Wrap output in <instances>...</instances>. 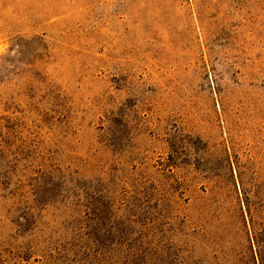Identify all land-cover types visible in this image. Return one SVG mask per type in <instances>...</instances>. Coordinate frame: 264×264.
I'll return each mask as SVG.
<instances>
[{"label":"rangeland","instance_id":"rangeland-1","mask_svg":"<svg viewBox=\"0 0 264 264\" xmlns=\"http://www.w3.org/2000/svg\"><path fill=\"white\" fill-rule=\"evenodd\" d=\"M258 241L264 0H0V264H261Z\"/></svg>","mask_w":264,"mask_h":264},{"label":"trees","instance_id":"trees-1","mask_svg":"<svg viewBox=\"0 0 264 264\" xmlns=\"http://www.w3.org/2000/svg\"><path fill=\"white\" fill-rule=\"evenodd\" d=\"M225 229H224V227H223V230H222V232H221V234H222V236H224V233H225ZM257 244H258V246H259V249H260V251H259V260L261 261V264H264V242H260V241H258L257 242ZM261 247V248H260ZM183 252V251H182ZM253 253V252H252ZM190 259L192 258L191 256H188ZM188 258V259H189ZM187 260H185V262H186ZM184 262V263H185ZM250 264H258V261L256 260V258H255V256H254V254H252V255H250ZM242 263V261L241 260H238L237 259V262H236V264H241ZM187 264V263H186ZM193 264H195L194 262H193Z\"/></svg>","mask_w":264,"mask_h":264}]
</instances>
